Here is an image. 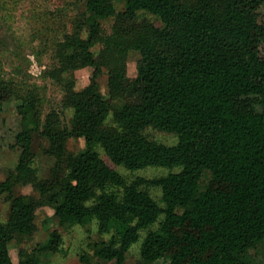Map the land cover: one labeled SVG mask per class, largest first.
Masks as SVG:
<instances>
[{"label":"trees","instance_id":"16d2710c","mask_svg":"<svg viewBox=\"0 0 264 264\" xmlns=\"http://www.w3.org/2000/svg\"><path fill=\"white\" fill-rule=\"evenodd\" d=\"M140 12L161 26L138 19ZM130 52L140 56L134 77L127 74ZM53 53L48 75L72 109L70 126L56 110L42 118L32 92L18 96L0 79V107L18 97L22 124L13 144L17 164L0 180L9 202L0 221V264H13L10 244L35 233L42 207L60 225L96 220L109 238L90 247L108 263L125 264L145 230L141 264H252L248 251L264 244V0H86ZM85 67L92 68L90 82L77 90L73 73ZM103 72L106 93L97 80ZM116 100L123 101L118 108ZM146 127L177 141L150 140ZM35 132L54 158L46 178L33 165ZM70 138H83L86 148L69 152ZM95 146L131 171L179 170L127 181ZM28 185L31 193L16 191ZM149 188L160 189V203ZM61 243L53 229L31 252L19 245L17 264H40L38 254L60 252Z\"/></svg>","mask_w":264,"mask_h":264},{"label":"rangeland","instance_id":"374dc122","mask_svg":"<svg viewBox=\"0 0 264 264\" xmlns=\"http://www.w3.org/2000/svg\"><path fill=\"white\" fill-rule=\"evenodd\" d=\"M86 0H0V79L11 82L18 96L27 93L35 95L37 106L42 115L56 110L60 113L64 125H71L72 109L62 103L63 90L59 83L48 75V70L54 65L55 44L60 41L65 33L72 29V23L79 11L85 9ZM118 10L122 9V3H116ZM138 19H147L157 26L161 22L153 15L140 12ZM113 20L103 21L106 32H110ZM96 51L97 48H94ZM140 58L138 52H130L127 59V74L136 76L137 61ZM92 68L85 67L74 71L75 88L82 89L90 82ZM99 89L102 93L107 90V77L103 72L98 77ZM20 99L15 97L0 107V180L8 170L14 169L19 149L13 147L15 135L21 130V118L17 113V105ZM123 104L122 100L113 102L115 108ZM106 124L114 125L112 114L106 119ZM144 135L153 141L165 144H174L177 138L174 134L161 131L153 127H146ZM32 151L34 152V167L39 178L50 176L54 165V158L46 155L43 148L47 142L38 132L33 133ZM86 148L83 138H70L67 141V149L71 153H78ZM101 158L107 165L120 173L127 181L135 177L156 178L176 172L179 168L149 166L138 170H128L121 165H115L106 156L104 151L95 146ZM24 194L32 192L31 186L19 187L16 190ZM152 197L159 202L160 189L149 188ZM160 203V202H159ZM54 211L49 207H42L36 213L37 230L28 238L20 242L13 241L10 244V253L13 264L18 263V246L31 252L37 244H43L53 229H57L61 235L62 251L38 254L40 264H85L81 261L84 256L88 264H114L106 262L94 255L90 244L108 240V234H101L97 229L96 220L89 225L78 224L60 225ZM9 214V202L0 196V221H6ZM145 230L140 232V238L135 242L126 254L125 264H141L139 251ZM248 259L252 264H264V244L250 249ZM153 264H163L158 260Z\"/></svg>","mask_w":264,"mask_h":264}]
</instances>
